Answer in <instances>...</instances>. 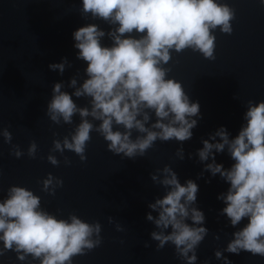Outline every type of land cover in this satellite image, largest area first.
<instances>
[{"label": "water", "instance_id": "obj_1", "mask_svg": "<svg viewBox=\"0 0 264 264\" xmlns=\"http://www.w3.org/2000/svg\"><path fill=\"white\" fill-rule=\"evenodd\" d=\"M217 2L232 7L235 18L230 22L231 34L219 28L212 30L216 37L214 58H205L192 48L180 53L173 49L170 61L161 62L169 69L165 78L181 83L190 102L200 105V117L190 118L197 119L192 138L185 142L157 139L143 156L129 158L107 150L108 142L95 130L102 121L89 115L83 119L93 125V131L85 151L87 159L82 162L70 150H54V141L63 145L67 137L71 142L82 118L77 112L71 123H65L62 117L56 123L48 115V104L53 98V86L60 83L61 92L71 95L78 109L91 112V97L74 95L88 76L86 62L77 59L73 33L95 24L105 33L100 37L101 46L113 47L110 33L118 34V23L85 14L82 0H0V203L8 198L11 187H24L40 198V210L57 220L71 223L70 216L75 215L89 225L99 224V235L94 232L90 239H99L100 244L91 251L85 249L87 254L74 257L72 264H187V258L179 255L174 244L168 242L158 251L159 241L151 236L153 232L168 235L172 231L171 227H156L159 209L149 207L170 191L160 183L165 178V167L176 174L181 185L192 180L199 187L197 201L189 207L203 211L205 224L193 225L190 218L186 223L206 227L208 232L195 249V264H225V259L231 264H264L260 256L226 251L233 233L248 221L244 218L232 227L221 215L226 205L217 197L227 195L230 183L205 169L213 163V156L223 170L231 169L235 161L228 145L223 152L213 148L206 161L198 155L203 141L222 142L219 137L211 139L221 127L226 129L229 141L234 140L247 127L244 117L249 102L253 106L264 102V6L260 0ZM143 35L134 30L121 39H140ZM65 60L62 74L49 67ZM73 79L75 87L71 86ZM144 112L149 116L144 126L159 132L152 128L157 122L154 110ZM137 119L143 121V113ZM170 119L161 122L167 124ZM5 131L10 133V141H6ZM113 131L126 130L113 122ZM144 136L146 133L131 130L133 142ZM33 142L37 146L35 158L28 154ZM17 150L22 153L20 157L14 155ZM49 155L56 158L58 166L48 161ZM66 160L71 161L70 166ZM49 174L53 177L54 195L49 194L52 186L47 192L42 190V181ZM154 175L156 181L151 178ZM56 180H62L63 186H56ZM148 214L153 221L147 219ZM217 251L222 254L219 259ZM18 255L9 251L0 257V264H40L42 259L28 254L20 261ZM191 255L190 252L188 256Z\"/></svg>", "mask_w": 264, "mask_h": 264}, {"label": "clouds", "instance_id": "obj_2", "mask_svg": "<svg viewBox=\"0 0 264 264\" xmlns=\"http://www.w3.org/2000/svg\"><path fill=\"white\" fill-rule=\"evenodd\" d=\"M264 6V0H260ZM83 12L91 13L93 18L117 24L116 33H110L114 39L113 47H102L100 37L105 33L98 30V26L90 24L81 27L73 33L78 49L77 59L86 62V79L81 88L74 95L91 97V112L87 108L78 109L72 96L61 92L62 85L53 86V98L48 104V115L51 120L59 123L60 117L65 123H71L77 112L82 122L71 136V142L66 137L63 145L54 141V150L63 153L70 150L86 161L85 151L87 143L91 141L90 133L93 125L87 119L91 115L102 121L95 130L108 142L107 150L116 155L133 158L137 154L143 156L153 147L154 142L175 139L185 142L192 138V129L197 127L200 117L198 102H190L181 83L174 79H166L169 69L162 67L170 59V50L177 53L187 48L199 51L205 58H214L216 37L212 30L217 28L222 33L231 34V21L235 18V10L227 3L217 0H82ZM135 30L145 34L140 39L124 38ZM65 63L52 64V70H59L62 74ZM76 80L71 81L75 87ZM145 109H152L157 122L152 131L144 125L149 120ZM143 113V121L137 119ZM169 120L165 124L161 121ZM247 127L231 142L228 133L221 127L215 136L221 143L211 144L203 141V149L198 155L201 161L209 159L213 148L216 152H223L225 145L235 164L230 170H223V165L213 163L206 165V171L212 176L219 174L228 183L226 196L223 199L226 207L221 215L226 216L232 227L247 218L248 223L239 231L233 233L234 239L228 243L226 251L240 254L241 251L253 256L264 258V102L255 106L249 102L248 111L244 117ZM113 122L122 125L125 132L113 131ZM136 129L146 136L130 139L131 130ZM6 141L11 135L4 132ZM36 144L33 142L28 154L35 158ZM182 152V149L180 150ZM19 150L16 157L21 156ZM180 154V153H178ZM182 158V156H181ZM48 161L58 166L59 162L49 155ZM65 163L70 166L71 161ZM163 172L165 178L160 181L170 191L156 200L149 207L155 211L159 209L158 218L154 223L157 228L168 229L170 234L153 232L152 239L159 241L157 250L163 249L171 242L176 246L180 256L187 258V264H195L197 256L195 249L207 235L206 227H193L186 221L190 218L193 225L205 224L203 211L191 208L197 201L198 185L188 180L185 185L179 183L178 178L169 167ZM153 181L157 176L151 177ZM43 191L52 186L50 195L55 194L53 177L42 181ZM56 186H63L62 180H56ZM153 221L151 214L147 215ZM71 223L57 220L53 215L40 210V198L24 187L13 186L8 191V198L0 203V257L9 251H15L20 261L28 254L33 258H41L40 264H72L76 256H83L100 244V240L90 239L95 232L99 235L100 225H89L82 222L75 215L70 216ZM192 253L189 257L188 254ZM23 253V254H20ZM219 259L222 254L217 251ZM225 264H231L225 259Z\"/></svg>", "mask_w": 264, "mask_h": 264}]
</instances>
